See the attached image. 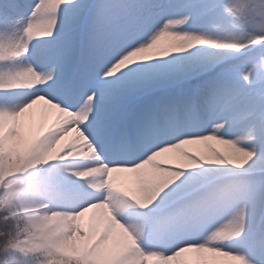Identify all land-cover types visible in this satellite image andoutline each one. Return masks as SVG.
<instances>
[{
	"label": "snow or ice",
	"instance_id": "obj_1",
	"mask_svg": "<svg viewBox=\"0 0 264 264\" xmlns=\"http://www.w3.org/2000/svg\"><path fill=\"white\" fill-rule=\"evenodd\" d=\"M0 264H264V0H0Z\"/></svg>",
	"mask_w": 264,
	"mask_h": 264
},
{
	"label": "bare ground",
	"instance_id": "obj_2",
	"mask_svg": "<svg viewBox=\"0 0 264 264\" xmlns=\"http://www.w3.org/2000/svg\"><path fill=\"white\" fill-rule=\"evenodd\" d=\"M211 147L219 149L221 152L228 154L231 150L224 145H217L215 142H210ZM202 154H210L206 146H198Z\"/></svg>",
	"mask_w": 264,
	"mask_h": 264
}]
</instances>
